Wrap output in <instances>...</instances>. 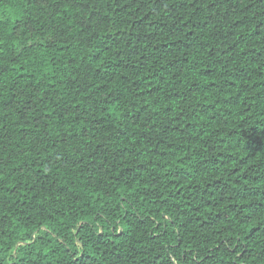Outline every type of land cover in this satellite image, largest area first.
<instances>
[{"label": "trees", "instance_id": "trees-1", "mask_svg": "<svg viewBox=\"0 0 264 264\" xmlns=\"http://www.w3.org/2000/svg\"><path fill=\"white\" fill-rule=\"evenodd\" d=\"M0 264H264V0H0Z\"/></svg>", "mask_w": 264, "mask_h": 264}]
</instances>
